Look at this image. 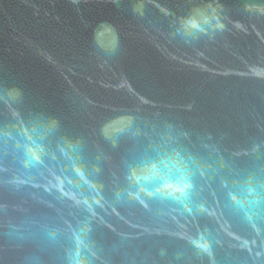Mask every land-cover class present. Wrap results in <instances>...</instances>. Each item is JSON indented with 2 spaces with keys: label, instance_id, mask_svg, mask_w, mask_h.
<instances>
[{
  "label": "water",
  "instance_id": "95a60500",
  "mask_svg": "<svg viewBox=\"0 0 264 264\" xmlns=\"http://www.w3.org/2000/svg\"><path fill=\"white\" fill-rule=\"evenodd\" d=\"M0 264H264V0H0Z\"/></svg>",
  "mask_w": 264,
  "mask_h": 264
}]
</instances>
